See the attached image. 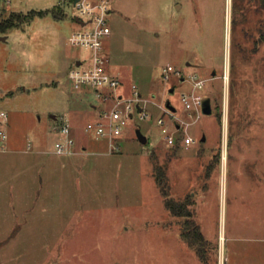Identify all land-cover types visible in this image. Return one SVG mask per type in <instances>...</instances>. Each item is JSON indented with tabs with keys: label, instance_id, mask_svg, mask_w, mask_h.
<instances>
[{
	"label": "rangeland",
	"instance_id": "rangeland-1",
	"mask_svg": "<svg viewBox=\"0 0 264 264\" xmlns=\"http://www.w3.org/2000/svg\"><path fill=\"white\" fill-rule=\"evenodd\" d=\"M109 5L106 69L124 93L136 86L148 113L133 111L117 151L85 127L106 102L68 76L76 60L87 67L92 58L68 40L85 29L77 8L0 1L1 17L48 10L0 33V264H264V7L232 0L227 20L225 0ZM194 74L211 104L195 120L181 101ZM160 117L169 128L191 122L196 141L167 145ZM61 119L75 139L70 154L55 152L51 126ZM161 172L169 198L201 227L205 262L180 235L184 217L166 207Z\"/></svg>",
	"mask_w": 264,
	"mask_h": 264
},
{
	"label": "built area",
	"instance_id": "built-area-1",
	"mask_svg": "<svg viewBox=\"0 0 264 264\" xmlns=\"http://www.w3.org/2000/svg\"><path fill=\"white\" fill-rule=\"evenodd\" d=\"M1 1V0H0ZM77 8L78 14L75 16L84 23L81 24L85 29L75 31L69 35L68 40L73 45H83L92 50L91 63L87 67H82L83 61L69 70L68 76L75 86L82 84L90 85L94 88L97 98L106 102V105L97 109L96 104L91 106L95 108V115L86 122V130L91 131L97 138L107 140L110 151L120 149L119 139L123 133L124 126L132 118L133 111H139V118L144 119L148 113L143 107L139 106L141 98L140 92L134 84L130 85L128 93H124L122 88L123 82L117 74H112L106 69L109 62L108 53L105 50L103 39L111 32L107 23V14L110 12V0H70ZM232 0H225L227 8V20H229L230 5ZM174 71L172 65L164 66L162 69L163 77L168 78L169 72ZM189 92L181 93V101L185 110L188 111L189 117L194 120L202 113L203 94L198 89L204 86V79H195ZM195 111V116L193 115ZM7 119L4 111L0 112V122ZM193 120V121H194ZM158 124L161 125V131L167 145L181 144L189 146L196 140L187 128L191 122L182 121L169 128L163 118H158ZM51 128L60 134L59 139L55 142V152L59 154H70L74 152L73 146L75 139L72 135L71 128L67 120L61 119L54 123ZM184 129L185 133H179ZM2 137L6 138L3 132Z\"/></svg>",
	"mask_w": 264,
	"mask_h": 264
},
{
	"label": "trees",
	"instance_id": "trees-1",
	"mask_svg": "<svg viewBox=\"0 0 264 264\" xmlns=\"http://www.w3.org/2000/svg\"><path fill=\"white\" fill-rule=\"evenodd\" d=\"M262 7H264V0H259ZM48 10H31L29 13L23 14L21 12H11L7 17H1L0 15V33L5 34L8 29L17 27L25 21L32 19L36 15H43L47 13ZM171 146V145H170ZM173 146H177L176 144ZM156 182L165 197L166 207L175 216L184 217L183 225L180 231L182 239L186 244L192 248L197 257L205 262L207 260L206 246L208 245L207 240L204 238L201 227L199 223L193 218L190 211L184 210V204L180 202L173 201L169 198L164 184L163 172L156 175Z\"/></svg>",
	"mask_w": 264,
	"mask_h": 264
},
{
	"label": "water",
	"instance_id": "water-1",
	"mask_svg": "<svg viewBox=\"0 0 264 264\" xmlns=\"http://www.w3.org/2000/svg\"><path fill=\"white\" fill-rule=\"evenodd\" d=\"M75 19L77 22H79L81 24L84 23L83 21L79 20V18H77V17H75ZM0 39H2V40L5 39V36L0 35ZM75 63H76V65L80 64V60H76ZM172 90H173V88H171V91ZM166 107L171 111H175V107L170 103L169 100H167V102H166ZM202 112H204V113H210L211 112L210 98H206L203 100ZM52 117L55 118V115L53 114ZM136 134H137L138 139L141 142H143V143L146 142V140H147L146 136L144 134H142V132L139 129L136 130ZM201 140L202 141L205 140L204 135L202 136Z\"/></svg>",
	"mask_w": 264,
	"mask_h": 264
},
{
	"label": "flooded vegetation",
	"instance_id": "flooded-vegetation-1",
	"mask_svg": "<svg viewBox=\"0 0 264 264\" xmlns=\"http://www.w3.org/2000/svg\"><path fill=\"white\" fill-rule=\"evenodd\" d=\"M259 42H260V40H259ZM259 42L257 41V44H258ZM215 71H216V70L212 69V74H215ZM203 141H204V140H203Z\"/></svg>",
	"mask_w": 264,
	"mask_h": 264
},
{
	"label": "crops",
	"instance_id": "crops-1",
	"mask_svg": "<svg viewBox=\"0 0 264 264\" xmlns=\"http://www.w3.org/2000/svg\"><path fill=\"white\" fill-rule=\"evenodd\" d=\"M178 6H179V5H178ZM122 82H123V81H122ZM93 114H94V111H93ZM85 148H86V146L83 145V146H82V149L85 150Z\"/></svg>",
	"mask_w": 264,
	"mask_h": 264
},
{
	"label": "bare ground",
	"instance_id": "bare-ground-1",
	"mask_svg": "<svg viewBox=\"0 0 264 264\" xmlns=\"http://www.w3.org/2000/svg\"><path fill=\"white\" fill-rule=\"evenodd\" d=\"M224 156V155H223Z\"/></svg>",
	"mask_w": 264,
	"mask_h": 264
}]
</instances>
